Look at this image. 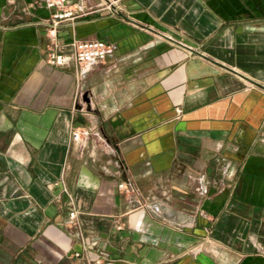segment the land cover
<instances>
[{"label":"crops","instance_id":"obj_1","mask_svg":"<svg viewBox=\"0 0 264 264\" xmlns=\"http://www.w3.org/2000/svg\"><path fill=\"white\" fill-rule=\"evenodd\" d=\"M99 257L264 264V0H0V264Z\"/></svg>","mask_w":264,"mask_h":264},{"label":"built area","instance_id":"obj_2","mask_svg":"<svg viewBox=\"0 0 264 264\" xmlns=\"http://www.w3.org/2000/svg\"><path fill=\"white\" fill-rule=\"evenodd\" d=\"M65 0H49V5L53 6L55 4H61ZM72 13L70 11H61L57 13L55 17H66L70 16ZM53 35L56 34L55 29L51 30ZM56 46V42H54ZM72 50V55L75 61L79 64H85L86 66H95L102 61L106 60L108 55L112 51L111 44L103 39V38H96V39H82V38H75L73 37L72 40L67 44ZM49 62L62 64L65 62L64 55L62 53H57L56 51L52 50L49 54L48 58ZM78 214V210L73 208L70 211V218L71 220L75 219ZM103 262V257H99L96 259V263L100 264Z\"/></svg>","mask_w":264,"mask_h":264}]
</instances>
